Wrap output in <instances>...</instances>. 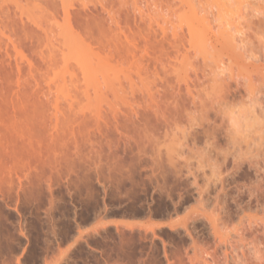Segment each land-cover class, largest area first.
<instances>
[{
    "label": "rangeland",
    "instance_id": "374dc122",
    "mask_svg": "<svg viewBox=\"0 0 264 264\" xmlns=\"http://www.w3.org/2000/svg\"><path fill=\"white\" fill-rule=\"evenodd\" d=\"M250 1L0 0V264H264Z\"/></svg>",
    "mask_w": 264,
    "mask_h": 264
},
{
    "label": "bare ground",
    "instance_id": "6f19581e",
    "mask_svg": "<svg viewBox=\"0 0 264 264\" xmlns=\"http://www.w3.org/2000/svg\"><path fill=\"white\" fill-rule=\"evenodd\" d=\"M183 0H181V2H182ZM214 2H215V4L214 3H212L216 8H220L221 9V7H223L224 8V6H226L227 4H229V0H213ZM238 1V0H237ZM248 1L249 0H239V3L242 5V4H248ZM252 1V0H251ZM250 1V2H251ZM256 1V3L257 2H259V1H264V0H255ZM256 3H254V4H256ZM184 4H185V1H184ZM238 4V3H237ZM245 4V5H246ZM101 5V7H102V9L103 10H107L106 12L108 13V10H109V8L106 6V3H101L100 4ZM240 5V6H241ZM244 5V6H245ZM237 8V7H236ZM238 9V8H237ZM111 10V9H110ZM203 10V9H202ZM201 10V11H202ZM240 9H238L237 11H239ZM193 12H191V13H193V15L191 14V16H192V18L197 22L198 21V23L196 24V22L195 23H193L192 22V20H191V22L188 24V30H189V34L191 35V37L190 38H192V33H193V35H194V33H198L197 35H199V36H201L200 35V33L204 36V37H206L203 33H205V32H207V30H205L206 28V24H207V27H208V29L210 28L211 29V31L213 32V30H212V27L210 26H208V23L210 22H208L207 23V21H206V15L204 14V15H199L198 13H199V11H197V12H195L194 10H192ZM243 11V10H242ZM110 12V11H109ZM109 14V13H108ZM198 14V15H197ZM239 14V13H238ZM241 15H242V17H243V14H242V12L240 13ZM200 16V17H199ZM191 18V17H190ZM237 18H238V16H237ZM199 20H201V21H206V23H205V25H204V23H201V24H199ZM208 20V19H207ZM196 24V25H195ZM228 24V23H227ZM200 25V26H199ZM223 25V24H222ZM221 25V23L220 24H217V29H216V33L217 34H214L215 32H213L212 34H214L215 35V37H216V42H218V44H221V43H223V42H221L220 40L219 41H217L218 40V38L219 39H222V41L224 40L225 42L223 43L224 45H227V43H234L235 42V37H234V33H235V30H234V32H232V27L230 28L229 26H225V24H224V26H222ZM231 25V24H230ZM199 26V27H198ZM205 26V27H204ZM201 27V28H200ZM210 29L208 30V32H209V34H210ZM234 29V28H233ZM204 30H205V32H204ZM237 32V31H236ZM196 34H195V36H196ZM238 34V33H237ZM217 35V36H216ZM203 36H201L203 39H204V37ZM194 37V36H193ZM198 37V36H197ZM196 37V38H197ZM209 37V36H208ZM201 38V39H202ZM198 40H200V37L199 38H197ZM202 39V40H203ZM209 39V38H208ZM238 39H240V38H238ZM197 40V41H198ZM241 40V39H240ZM239 40V41H240ZM196 41V42H197ZM206 40H203V42L202 43H200V45H199V47H201V44H207V42H205ZM215 41H214V43H215ZM221 42V43H220ZM208 43H212V42H209V40H208ZM238 43H240V42H238ZM221 45V47H223L224 45ZM230 45V46H229ZM229 45H227L228 47H231V44H229ZM235 45H237V44H235ZM235 45L233 44L232 45V47L234 46L235 47ZM203 46V45H202ZM208 46H211V45H209L208 44ZM212 46L214 47L215 46V44L213 45L212 44ZM239 46V45H238ZM241 46V45H240ZM198 47V46H197ZM224 47H226V46H224ZM231 47V48H232ZM234 47H233V49H234ZM13 48L15 49V50H18L17 49V47L15 46V45H13ZM202 49L204 48L205 50H208L209 48L208 47H201ZM208 48V49H207ZM227 48V47H226ZM230 48V49H231ZM210 49H215V48H210ZM235 49H236V47H235ZM237 49H238V47H237ZM199 50H201L200 48H199ZM204 51V50H203ZM209 51V50H208ZM207 51V52H208ZM231 51H232V49H231ZM205 52V51H204ZM206 53V52H205ZM208 54V53H207ZM203 55H205L204 53H203ZM242 55V53L240 54V56ZM206 56V55H205ZM241 67V66H240ZM246 68V67H245ZM70 94V93H69ZM61 96H62V94H61ZM66 96V95H65ZM67 96L68 97H71L70 95H68L67 94ZM66 96V97H67ZM66 97H65V99H66ZM73 97V96H72ZM68 100H71L70 98L68 99ZM69 102V101H68ZM71 103V101L68 103V104H70ZM74 104V103H73ZM55 107H54V111L56 112V109L58 110V107H60V106H58V107H56L57 106V104L56 105H54ZM69 106V105H68ZM72 107L73 106H70L69 108H71L72 109ZM74 107H77V106H74ZM84 106H82V107H80L79 109H81V108H83ZM88 107V106H87ZM78 108V107H77ZM97 108V107H96ZM95 108V109H96ZM79 109H77V110H79ZM83 109H85V108H83ZM88 109H90V108H88ZM73 110V109H72ZM75 110V109H74ZM98 110V109H97ZM81 111V110H80ZM83 111V110H82ZM58 112V111H57ZM245 114V113H244ZM243 114V115H244ZM245 116V115H244ZM244 116H242V117H244ZM239 118H241V117H237V115H235V114H230L229 116H228V125L231 127V128H235V126L236 125H239V124H237V123H239V121H238V119ZM243 121H246V120H243ZM236 129L238 130V128H237V126H236ZM106 223V222H105ZM102 225H105V224H102ZM130 225V224H129ZM128 225V226H129ZM130 227H132V225H130Z\"/></svg>",
    "mask_w": 264,
    "mask_h": 264
},
{
    "label": "crops",
    "instance_id": "0c3cea01",
    "mask_svg": "<svg viewBox=\"0 0 264 264\" xmlns=\"http://www.w3.org/2000/svg\"><path fill=\"white\" fill-rule=\"evenodd\" d=\"M122 221H123V223H125V224H127V223H131V224H133V223L136 222L135 219H132V218H130V219H123Z\"/></svg>",
    "mask_w": 264,
    "mask_h": 264
}]
</instances>
